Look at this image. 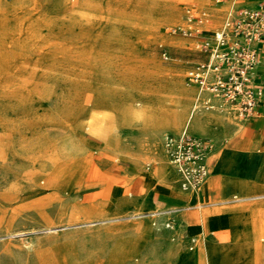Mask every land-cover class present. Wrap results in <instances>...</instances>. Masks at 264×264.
Segmentation results:
<instances>
[{
    "label": "rangeland",
    "instance_id": "374dc122",
    "mask_svg": "<svg viewBox=\"0 0 264 264\" xmlns=\"http://www.w3.org/2000/svg\"><path fill=\"white\" fill-rule=\"evenodd\" d=\"M149 1L0 0V264H177L186 259L264 264V214L236 204L264 200V191L253 185L249 150L222 151L218 157L230 158L237 180L251 188L213 197L212 203L195 198L172 209L171 197L159 191L166 206L143 211L151 203L149 193L137 206L139 196L129 199L113 191L106 198L108 191H95L100 183L108 185L104 174L93 181L97 166L104 167L100 159L111 167L125 162L140 170L147 184L156 180L163 186L152 169L166 164L162 138L176 132L149 125L122 133L114 156L92 131L90 113L107 110L118 123L130 103L138 108L149 101L172 104L170 84L202 90L192 102L195 111H208L203 106L210 104L209 109L218 108L219 97L186 82L185 75L192 63L208 56L202 45L214 43L213 31L252 5L247 0ZM189 7L201 14V23L187 20ZM180 27L201 32L186 36ZM228 112L230 120H241ZM212 113L217 119L209 130L183 131L210 134L223 117ZM210 154L214 157L215 149ZM170 174L177 187L172 169ZM199 190L185 196H202ZM131 205L135 209L126 212ZM184 209L197 219L202 215L207 224L188 236L177 233L174 214ZM160 210L167 212L152 214ZM168 222L172 228L165 226ZM222 224L227 231L208 229Z\"/></svg>",
    "mask_w": 264,
    "mask_h": 264
},
{
    "label": "crops",
    "instance_id": "0c3cea01",
    "mask_svg": "<svg viewBox=\"0 0 264 264\" xmlns=\"http://www.w3.org/2000/svg\"><path fill=\"white\" fill-rule=\"evenodd\" d=\"M248 2H251L252 5L248 7H254L256 6L257 0H247ZM208 21V20H207ZM260 49V60L257 63L256 68L252 72V80L255 84L259 85L262 89V94L259 100V103L257 105V112L253 115H250L245 118H241L240 121L236 120H230L229 114H224L222 117L221 123H215L213 125V129L210 134H207L204 137H208L212 143L213 149L216 151V155L212 157V155L208 154L207 157V164H208V174L206 176L205 183L201 186L199 191H203V195H192V196H185V193L191 192L187 190L181 189L178 181V175L175 169L169 164L167 161L166 155L164 153L163 149V138H162V154L165 159V162L170 169H172L175 177H176V184L177 187L174 185V182L171 178L170 169L168 170V167L166 164L161 161L160 164H155V168L152 170L155 171L157 175L160 176L163 186H158V182L156 180L152 181L151 183H146L144 180L143 173L140 172V170L133 169L129 167L125 162H117L118 166L111 167L104 161V159H100V162L104 164V167L97 166V177L94 178L93 181L98 180H104L108 182V185L100 183L99 185L101 187L94 188L95 191H108V198L111 196L113 191H119L120 195L127 196L129 199L133 196H139L137 199V206H140L143 197L141 196L143 194H151L152 200L151 203H149V206H146L143 211H150L154 210L155 208H163L166 206V199L159 198L157 195L159 194V191H166L165 193L171 197V204L169 207L172 209H178L180 207L187 206V203H190L191 201H194V199H205L210 202L213 197H222L226 198L230 195L233 196V194L239 190V194H244L246 191H248L251 187L248 184L246 180H237V174L229 168V164H231V159L225 157L224 159H220L218 157L219 153L222 151L228 152V151H235L237 149H245L250 151V159H249V165H252L253 167V185L260 188L259 191H264V39H262L259 43L256 44ZM193 87H183L182 89L184 92H188L191 97L195 98V101L198 102V100L202 97V90H197V85H193ZM189 89V90H188ZM198 92V93H197ZM197 95V96H196ZM185 99V98H183ZM188 99V98H187ZM193 102V101H192ZM195 108V107H193ZM195 110V109H194ZM181 111L177 110L176 113L179 114ZM215 112V111H212ZM210 111H194L191 113L188 117L183 118V124L184 129L183 130H199V131H205L209 130L212 123L215 121L216 116L214 113ZM183 115V112L180 113ZM135 128L133 129H127L120 127V125H117L116 127L109 129L108 134L104 137V140L102 138V142L104 143L105 147L113 153L115 156V151L117 150V147L121 140L122 133L126 132H133ZM182 132V131H180ZM178 132V133H180ZM173 133V132H168ZM175 134V133H173ZM214 139L212 140L211 137ZM116 147V148H115ZM160 154V151L158 152ZM110 164V163H109ZM108 167V170H106V167ZM232 166V165H231ZM141 167V166H140ZM146 171H150V164H146ZM114 170H118L117 173L111 176V173ZM145 171V172H146ZM116 172V171H115ZM104 176L100 179L99 175ZM102 184V185H101ZM238 187V189H237ZM182 191L183 193L179 192ZM184 194V195H183ZM237 199L243 198V197H237V195H234ZM224 201V200H219ZM218 202V201H214ZM207 203V202H206ZM220 204V203H219ZM239 206H250L253 208H257V210L261 211L262 214H264V200H254L252 202H243V203H236ZM105 212L107 208L105 207ZM235 205V204H233ZM218 207V206H217ZM211 208V207H210ZM135 209L134 205L124 207V210L130 211ZM161 212H167V210H160V211H153L152 214L155 213H161ZM177 212V210L175 211ZM112 217V216H111ZM110 218V217H106ZM175 226L178 228L179 234L183 231L185 236H188L190 234L197 233V226L200 224L203 226L206 225L207 222L205 219H202V215L200 219H197V217L194 215L192 210L184 209L178 213L174 214L173 218ZM165 226L168 228H172L169 224L165 223ZM188 227L194 228V230H189ZM208 229H217L221 232H225L228 229V226L222 224L221 226H211L208 227ZM182 230V231H181ZM168 247V246H167ZM175 260H177L175 255ZM189 260V264H202V262L197 260ZM186 260H184L183 263L178 262L177 264H186ZM175 264V263H172Z\"/></svg>",
    "mask_w": 264,
    "mask_h": 264
},
{
    "label": "built area",
    "instance_id": "2783aa9c",
    "mask_svg": "<svg viewBox=\"0 0 264 264\" xmlns=\"http://www.w3.org/2000/svg\"><path fill=\"white\" fill-rule=\"evenodd\" d=\"M187 20L202 22L201 14L187 8ZM207 21V20H206ZM186 36L200 33L192 27L179 28ZM264 39V0L246 7L225 21L212 33L213 44L204 43L208 56L192 63L186 82H195L219 97L218 107L231 109L240 118L257 112L262 89L252 80V67L260 60L256 45ZM231 107V108H230ZM209 108H213L210 104ZM213 147L208 137L182 132L166 133L163 149L167 161L175 169L183 190H197L208 174L207 157Z\"/></svg>",
    "mask_w": 264,
    "mask_h": 264
},
{
    "label": "bare ground",
    "instance_id": "6f19581e",
    "mask_svg": "<svg viewBox=\"0 0 264 264\" xmlns=\"http://www.w3.org/2000/svg\"><path fill=\"white\" fill-rule=\"evenodd\" d=\"M154 1L155 0H150L149 3H154ZM257 63L252 67V71L256 68ZM199 86L202 88L201 85ZM182 88L178 87L177 85L170 84V95L172 96L173 102L172 104L169 105L168 104L157 105L155 102L149 101L146 102L141 108H138L130 103L127 109L119 117L118 123L116 122V118L113 116V113L107 110L98 109L95 112L90 113L89 115L91 129L96 135L103 138V140L104 137L108 134V130L113 128V126L116 124L120 125V127L127 129L146 127L149 125H157L161 128L173 127L175 130L174 132H176L175 134H179L178 132L183 131L184 129V124L182 121L183 118L185 116L188 117L191 113L195 111L192 106V101H195V98L191 97L192 95H190L188 92H184ZM203 100L207 101L208 96H204ZM209 107L210 105H204L203 109L208 111H215L223 115L229 114L228 111H231L229 109L221 108V107H218L216 109H209ZM177 110H180L181 111L180 113L183 112V115L180 113L177 114L176 113ZM81 146H83V144ZM197 190H187V191L195 192ZM167 224L172 226L170 222H168Z\"/></svg>",
    "mask_w": 264,
    "mask_h": 264
}]
</instances>
